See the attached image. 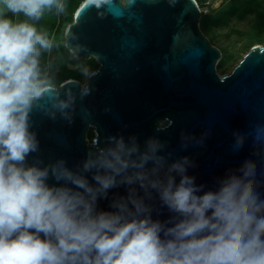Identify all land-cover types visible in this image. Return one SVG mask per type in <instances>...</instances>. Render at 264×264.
<instances>
[{"label":"clouds","instance_id":"1","mask_svg":"<svg viewBox=\"0 0 264 264\" xmlns=\"http://www.w3.org/2000/svg\"><path fill=\"white\" fill-rule=\"evenodd\" d=\"M114 2L86 0L89 9ZM67 11V0H0V264H264V173L253 159L207 190L188 174L194 161L172 159L155 136L141 146L135 135L101 144L97 134L74 169L64 159L29 162L40 151L32 115L71 123L72 87L83 100L99 74L81 61L88 48L73 30L77 23L66 25L59 41L42 23ZM61 48L78 62L82 82L59 80ZM172 123L160 122L156 131ZM208 134L182 133L181 146H203ZM233 136L239 151L249 133ZM253 143L264 146V125L256 126ZM120 188L124 194L113 191ZM101 200H109L108 210ZM164 209L169 215L161 220Z\"/></svg>","mask_w":264,"mask_h":264},{"label":"water","instance_id":"2","mask_svg":"<svg viewBox=\"0 0 264 264\" xmlns=\"http://www.w3.org/2000/svg\"><path fill=\"white\" fill-rule=\"evenodd\" d=\"M209 4L216 6L214 0ZM201 17L197 0H135L130 7L115 0L109 9H89L83 0L69 24L77 23L73 30L88 48L81 61L97 62L88 56L98 55L99 74L89 80L92 91L83 100L79 88L72 87L77 101L71 123L59 115L55 120L40 112L32 115L40 151L29 162L34 156L45 163L64 159L74 169L97 134L101 144L109 136L127 140L135 135L141 146L158 137L172 159L188 156L195 163L188 174L206 190L246 159L255 160L264 173V146L253 143L256 126L264 125V44L253 45L230 72L220 74L222 52L203 33ZM167 120L172 125L157 132ZM206 131L203 146H181L182 133L199 138ZM234 131L249 133L239 151L232 148ZM88 178L91 182V174ZM258 179L264 195V175ZM109 200H101L99 207L108 210ZM168 215L164 209L158 218Z\"/></svg>","mask_w":264,"mask_h":264},{"label":"rangeland","instance_id":"3","mask_svg":"<svg viewBox=\"0 0 264 264\" xmlns=\"http://www.w3.org/2000/svg\"><path fill=\"white\" fill-rule=\"evenodd\" d=\"M82 1L70 0L67 15L48 16L42 23L53 35L56 26L68 19L70 8L74 5L78 6ZM197 2L202 15H206L205 22L203 24L200 22V27L211 44L222 52L217 65L220 74L230 72L253 45L264 44V0H219L215 7L209 4V0H197ZM75 11L76 9L73 10V16ZM62 36L55 37L59 41ZM59 52L60 56L56 63L60 68L58 78L63 82L71 71H78L75 68L76 64L68 62L64 49L61 48ZM88 65L94 70L98 67L93 59ZM75 79L82 82L84 78L79 73L78 78Z\"/></svg>","mask_w":264,"mask_h":264},{"label":"trees","instance_id":"4","mask_svg":"<svg viewBox=\"0 0 264 264\" xmlns=\"http://www.w3.org/2000/svg\"><path fill=\"white\" fill-rule=\"evenodd\" d=\"M69 1H70V0H67V4H69ZM80 3H81V2H80ZM80 3H79V4H80ZM78 6H79V5H78ZM78 6H77V5H76V6L74 5L73 7L70 8L68 19L65 20L64 22L59 23V24L56 26V29H55V31H54V33H53L54 36H62V35H63V30H64L65 26L68 25V24L73 20V15H72L73 10H74V9H77ZM205 19H206V15L203 14L202 17H201V22H202V24L205 22ZM64 51H65V50H64ZM65 53H66L67 56H68V53H67L66 51H65ZM90 60H91V59H89V60H85V61H82V62H84V63H86V64H89ZM68 62L73 63V64H77V63H78V62L75 61V60H71V59L69 58V56H68ZM78 75H79L78 72L71 71V72H70V73H69L64 79L67 80V79H69V78H78ZM63 81H64V80H63ZM93 134H94V133H93L92 131H90L89 134H88V137H89L90 139H92Z\"/></svg>","mask_w":264,"mask_h":264},{"label":"bare ground","instance_id":"5","mask_svg":"<svg viewBox=\"0 0 264 264\" xmlns=\"http://www.w3.org/2000/svg\"><path fill=\"white\" fill-rule=\"evenodd\" d=\"M219 2V0H214V4L216 5V3H218Z\"/></svg>","mask_w":264,"mask_h":264},{"label":"flooded vegetation","instance_id":"6","mask_svg":"<svg viewBox=\"0 0 264 264\" xmlns=\"http://www.w3.org/2000/svg\"><path fill=\"white\" fill-rule=\"evenodd\" d=\"M91 59H93V58H91ZM93 60H94V59H93ZM90 131H92V132H93V129H90V130H89V132H90ZM89 132H88V134H89ZM93 136H94V134H93ZM92 138H93V137H92Z\"/></svg>","mask_w":264,"mask_h":264}]
</instances>
